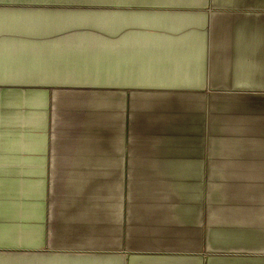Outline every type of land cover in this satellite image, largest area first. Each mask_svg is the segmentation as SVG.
<instances>
[{
    "label": "crops",
    "instance_id": "1",
    "mask_svg": "<svg viewBox=\"0 0 264 264\" xmlns=\"http://www.w3.org/2000/svg\"><path fill=\"white\" fill-rule=\"evenodd\" d=\"M0 264H264V0H0Z\"/></svg>",
    "mask_w": 264,
    "mask_h": 264
},
{
    "label": "rangeland",
    "instance_id": "2",
    "mask_svg": "<svg viewBox=\"0 0 264 264\" xmlns=\"http://www.w3.org/2000/svg\"><path fill=\"white\" fill-rule=\"evenodd\" d=\"M109 12L107 11H99V12H91V13H84V20L87 21H98V22H105L110 18H115V19H121L120 15L118 14H108Z\"/></svg>",
    "mask_w": 264,
    "mask_h": 264
}]
</instances>
